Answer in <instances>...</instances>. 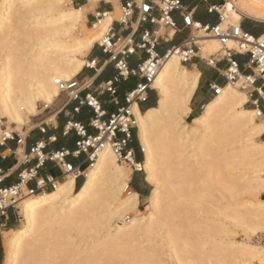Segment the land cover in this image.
I'll list each match as a JSON object with an SVG mask.
<instances>
[{"label": "bare ground", "instance_id": "obj_1", "mask_svg": "<svg viewBox=\"0 0 264 264\" xmlns=\"http://www.w3.org/2000/svg\"><path fill=\"white\" fill-rule=\"evenodd\" d=\"M70 1L0 0V120L24 127L40 103L50 108L61 93L56 81L83 70L82 57L116 20L105 13L90 29V8L68 7ZM218 10L223 26H237L243 16L264 22V0H227ZM197 41L204 59L222 49L202 33ZM199 80L200 72L170 56L152 86L157 106L142 113L133 105L145 155L138 168L154 185L145 215L122 221L138 210L139 195L129 191L131 173L107 148L84 171L79 190L71 175L20 202L24 224L4 231L5 264H171L166 257L172 264H264V248L250 243L264 231V141H257L264 115L246 109L248 94L227 85L188 125ZM201 208L216 219H197Z\"/></svg>", "mask_w": 264, "mask_h": 264}, {"label": "built area", "instance_id": "obj_2", "mask_svg": "<svg viewBox=\"0 0 264 264\" xmlns=\"http://www.w3.org/2000/svg\"><path fill=\"white\" fill-rule=\"evenodd\" d=\"M221 6H209V13H215L218 16V22L210 26L197 22L193 17L194 10L184 6L181 0H135L127 2L122 7L120 20L114 22L123 26L131 25L130 20L137 10L140 24L151 23L157 25L158 28L153 31L145 30L140 41L136 42L134 32L127 36H120L115 33L113 22L109 32L97 44L105 54L109 55V60L104 65L113 63L117 73L112 80L103 83L101 89L104 93H109L115 100L117 83L131 76H138L143 81L126 96V105L112 114L109 121L103 122L102 119L106 112L102 109L99 100L92 95H87L83 99L81 97L83 86L79 81L75 78L69 81L57 80L56 85L59 91L61 94H66L69 101H78L80 105L85 104L93 110L94 117L90 120L89 125L94 133L90 134L81 123L68 122L64 128V134L68 135L75 132L79 138L76 143L77 148L73 153L63 150L45 154L44 142L36 143L30 154L25 155L22 160L24 165L36 160V165L20 174L17 185L0 190V219L6 216L10 209L17 212L20 202L27 196H35L57 188L59 181L54 178L37 181L36 189H28L27 187L31 181L36 179L38 172L47 161L55 163L63 175L67 177L73 175L76 180L82 179L85 178L84 171L92 166L104 150L109 148L119 163L130 166L133 171L141 172L142 170L138 166L142 162L137 161L135 151L130 148V144L134 140V132L138 128L133 105L136 104L140 108L148 101L149 93L153 90L152 86L170 56H177L184 65L199 58L201 51L197 41L199 33H202L204 37L217 39L222 46L220 52L212 56L208 64L214 65L215 62L225 61L227 67L223 77L226 80V85H232L245 91L249 96L248 103L264 115V31L258 35H253L244 29L242 22L237 26L231 24L223 26L224 17L218 10V7ZM174 13L180 14L183 25L189 29L190 35L183 43L169 48L164 55H160L156 48L161 42H168L177 32V24L173 18ZM104 16L105 14L99 18ZM230 40L237 43L236 48L227 47V42ZM139 52H145L148 58L140 63L136 69H131L128 59ZM237 54L248 56L246 67L250 72L249 74H244L241 70L240 64L235 58ZM85 67L98 71L99 63L93 59L87 61ZM223 88L212 86L214 95H220ZM40 104L43 107H39L41 111L38 116L49 109L47 105ZM40 130L42 133H46L45 128H40ZM30 132L31 129H24L21 134L0 120V145L8 141H16L18 146H23ZM140 151L144 154L143 148ZM68 156L74 158L84 156L83 165H86V168L82 169V166H74L67 162ZM5 176L6 173L0 169V182ZM257 242L264 248V236Z\"/></svg>", "mask_w": 264, "mask_h": 264}, {"label": "crops", "instance_id": "obj_3", "mask_svg": "<svg viewBox=\"0 0 264 264\" xmlns=\"http://www.w3.org/2000/svg\"><path fill=\"white\" fill-rule=\"evenodd\" d=\"M133 1L135 0H118V6L122 10V7L127 2ZM181 1L184 6L194 10L193 17L197 22L203 25L210 26H213L218 22L217 14H210L208 8L211 5L220 6V0ZM75 2L76 6L90 8L89 12L87 13L88 25H93L100 19L99 16H103L105 13H115V9L117 7L116 5L111 4L108 1L106 2L105 0L99 1V4H96L91 0H82L80 2L79 0H75ZM202 2L206 3L205 8H202ZM173 18L175 20V23L177 24V32L173 36V38H171L168 42H161L160 45L156 48L157 53L160 55H164L169 48L180 45L185 40H187L190 35L189 29L183 25V21L180 14L174 13ZM130 21L131 25L126 26H123L118 22H114L113 28L115 33L120 36H127L134 32L133 34L135 36V40L136 42H139L140 37L145 30L153 31L158 28L157 25H153L151 23L140 24L138 22L137 10H135V13ZM246 25L250 26V30L247 29V31H249L253 35H258L262 31H264L263 27H256L251 23L245 24V26ZM89 55L90 56L87 61L93 59H96L98 61V71H96L95 69L86 68L84 66L83 70L76 76V80L79 81V83L83 86L81 92V97L83 99L87 95H92L99 100L102 109L106 112V115L103 117L102 121L107 122L109 121L112 114L116 113L120 108H123L126 105V96L130 92H132L138 86V84L143 81V79L138 76H131L128 79H124L117 83V95L115 96L114 100V98L109 93H104L101 89L103 83L112 80L116 75L117 72L114 67V64L107 63L106 65H104L105 62L109 60V55L105 54L103 52V49L97 43L92 48ZM147 58L148 55L145 52H139L138 54L129 57V67L131 69H136L137 66L143 61H145ZM235 58L239 62L243 73L249 74L250 72L246 67L248 62V56L237 54ZM187 65L191 66L194 70L196 69L198 72H200L199 85L190 105V116L197 117L204 111L205 107L207 106V103H210L211 100L209 96L201 100L197 99L201 89L205 88L208 91H212V95H214L212 86H219L224 88L227 86L226 80L223 77V73L227 67V63L225 61H218L215 62L214 65H209L208 61L202 58L200 55L199 58L194 59ZM152 91L149 93L148 101L141 105V112H144L145 110L147 111L149 110V108L157 106L158 102H156L155 99L152 97ZM61 95L62 94L60 93V96L52 104V106L54 107L49 112V114L52 115L45 116L44 114H42V116H39L37 118V122L31 129V132L27 136L26 142L23 146H18L16 141H8L7 143L0 145V169L4 173H6V176L3 178L2 182H0V190L17 185L20 180V174L23 171L29 170L30 168H33L36 165V160H32L29 164L25 165L22 163L24 156L30 154L31 149L36 145V143L44 142L46 146L44 149L45 154L63 150L73 153L77 148L76 143L79 141V138L75 132H71L68 135L64 134V128L68 122L81 123L87 128L90 134L94 133V130L91 129L89 125L90 120L94 117L93 110L85 104L80 105L78 101H69L67 97L63 100L61 98ZM152 99L154 100L151 101ZM261 118L264 123V116ZM40 128H45L46 133H42ZM135 141L136 138L130 144V148L135 151L137 161L142 162V157L139 153V148L137 147ZM66 160L67 162L72 163L74 166H82V169L86 168V165H83L85 161L84 156H81L80 158L68 156ZM139 175L140 174L138 173L133 174L132 181L130 183V188H132V190L139 195L140 201L142 198H147L149 196L151 186L148 182L145 181L144 178H140ZM47 178H54L58 180L59 183H62L65 182L68 177L62 174V172L59 170L55 163L47 161L45 166L38 172L36 179L28 184V189H36L37 181L46 180ZM82 185L83 182L81 181V179H77L75 184V191L79 190ZM17 219V212L11 209L8 210L6 216L0 219V232L3 228H6L7 231L15 230L13 227L10 226H12ZM1 247L2 246L0 241V252Z\"/></svg>", "mask_w": 264, "mask_h": 264}, {"label": "rangeland", "instance_id": "obj_4", "mask_svg": "<svg viewBox=\"0 0 264 264\" xmlns=\"http://www.w3.org/2000/svg\"><path fill=\"white\" fill-rule=\"evenodd\" d=\"M91 1H93V2H95L96 4H99V1H101V0H91ZM106 2L108 1V0H105ZM227 0H222V1H220V3H221V5H223V4H225V2H226ZM76 4V2H75V0H71L70 2H69V4H68V7H73V8H80L79 6H76L75 5ZM201 6H202V8H205L206 7V3H201ZM116 7V6H115ZM121 16H122V11H121V8L119 7V6H117L116 7V9H115V15H114V17L116 18V20H120V18H121ZM241 22L243 23V25H245V24H253L254 26H256V27H263L264 28V22L263 21H256V20H252V19H249V18H247V17H245V16H243V19L241 20ZM86 25L91 29L92 28V26L93 25H88L87 24V20H86ZM246 29H248V30H250V26H247L246 25ZM219 44H220V42H219ZM201 45V43H199V46ZM236 46V45H235ZM220 47H221V44H220ZM235 48V47H234ZM90 54V52L89 53H87L86 55H84L83 57H82V60H84V61H87V59L89 58V55ZM207 61H210V58L208 59H206ZM188 69H191V70H194L191 66H189V65H185ZM75 79H76V77H74ZM238 88V87H237ZM242 91V90H241ZM245 92V91H244ZM207 96H209V98L211 99L210 100V102L211 101H213L215 98H216V96L215 95H212V91H208V90H206L205 88H202L201 89V91L199 92V94H198V97H197V99L198 100H201V99H204V98H206ZM67 97V95L66 94H62L61 95V98L64 100L65 98ZM152 97L155 99V101L156 102H158L159 101V98H160V95H159V92H158V90L157 89H155L154 91H152ZM154 99H152L151 101H153ZM43 103V102H42ZM209 103V102H208ZM207 103V104H208ZM39 107L41 108V107H43V105L42 104H39ZM53 107L54 106H52V107H50L45 113H44V115L45 116H49V115H52V114H49V112L53 109ZM205 107V106H204ZM245 108L246 109H250V110H253L254 108H253V106L250 104V103H247L246 104V106H245ZM203 110V109H202ZM41 111V109H39V112ZM145 112V111H144ZM202 112V111H201ZM143 113V112H142ZM40 116H42V115H40ZM39 116H34V117H31L30 118V120H29V122L26 124V126L25 127H19V126H17V125H15V124H11V123H9V121L7 120V119H3V121H2V123H4L6 126H8V127H13V128H15L19 133H21L22 134V132H23V130L24 129H27V130H30V129H32L33 127H34V124L37 122V118H38ZM195 117H192V116H190V114L185 118V120H184V122L185 123H187L188 125H192L193 124V122H192V120L194 119ZM257 122L258 123H263V120H262V118H257ZM135 138H136V145H137V147L139 148V153H140V155H141V157H142V163L144 162V159H145V155L143 154V153H141V149L143 148L142 147V145H141V142H140V139H139V128H137L136 129V131H135ZM257 141H264V135H262L261 137H259L258 139H257ZM20 154H21V152H20ZM136 154V153H135ZM122 166L127 170V171H129L130 173H131V180H130V182H129V186H130V183H131V181H132V177H133V174L134 173H138V174H140L139 175V177L140 178H144L145 179V181L146 182H148L146 179H147V174H146V172L144 171V170H142L141 172H136V171H133L132 170V168L130 167V166H128V165H126V164H122ZM85 167V166H84ZM83 167V168H84ZM240 171H244L242 168H239V169H237L235 172H240ZM81 181L84 183V181H85V178H82L81 179ZM149 184H150V186H151V191H150V194H149V196L147 197V198H142L140 201H139V207H138V210L137 211H135V212H132V213H128V214H126L125 216H124V218L122 219V221L124 222V223H128V222H130V220H132L133 218H135V217H140V216H143V215H145L146 213H147V211L150 209V201H149V198H150V196H151V193H152V191H153V189H154V185L152 184V183H150V182H148ZM129 191H133L132 190V188H129ZM134 192V191H133ZM217 193H218V191H217ZM219 194V193H218ZM39 195V194H38ZM127 194L125 193L124 194V197L126 196ZM248 197H250V195H241V196H239V197H235L234 199H232L231 201H242L243 199H246V198H248ZM223 200H221V201H219V203L218 202H214L213 204H214V206H213V204H212V206L214 207V209L216 208H219V207H221L222 208V206L223 205H226V203L228 202V199H227V197L226 198H222ZM261 199L262 200H264V194L263 195H261ZM21 204H19V206H18V210H17V214H18V219L15 221V223L12 225V226H10V227H13L15 230H18V229H21L22 227H23V216H22V213H21ZM216 206V207H215ZM202 209H204V208H201L200 209V211H198L197 213H196V218L197 219H203L204 217H206V218H211V219H216L215 217H213L214 215H212L213 213H215V212H209V213H206L207 212V210L205 211V210H203L202 211ZM205 211V212H204ZM216 211V210H215ZM217 212V211H216ZM199 213V214H198ZM205 215H204V214ZM203 214V215H202ZM206 214H208V215H206ZM211 214V215H210ZM216 215V214H215ZM178 217V218H177ZM181 217H179V216H176L175 217V219H173V222L175 223L176 222V224H181V220H179ZM178 222V223H177ZM4 231H7L6 230V228H3V229H1V232H0V241H1V252H0V264H5L6 263V260H7V255H6V248H5V237H6V235L4 234ZM264 236V231H262V232H259L258 234H257V236L256 237H254V238H252L250 241V243H254V244H258V240L259 239H261V237H263ZM236 241H238V242H244V240L246 239V237L244 236V234H242V233H239L237 236H236ZM158 241H159V238H158ZM170 247L168 246L167 248H164V250H163V252L162 253H165V254H167L168 255V251L170 250L169 249ZM166 260L168 261L169 260V263H173V262H170L171 260L169 259V257L167 258L166 257Z\"/></svg>", "mask_w": 264, "mask_h": 264}, {"label": "trees", "instance_id": "obj_5", "mask_svg": "<svg viewBox=\"0 0 264 264\" xmlns=\"http://www.w3.org/2000/svg\"><path fill=\"white\" fill-rule=\"evenodd\" d=\"M243 26H244V29L247 30V29H246V26H245V25H243ZM145 111H146V110H145ZM134 139H135V132H134ZM139 163H141V162H139Z\"/></svg>", "mask_w": 264, "mask_h": 264}]
</instances>
